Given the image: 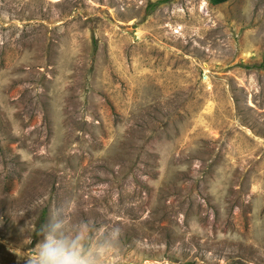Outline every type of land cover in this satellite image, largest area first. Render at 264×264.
Instances as JSON below:
<instances>
[{
	"label": "rangeland",
	"instance_id": "rangeland-1",
	"mask_svg": "<svg viewBox=\"0 0 264 264\" xmlns=\"http://www.w3.org/2000/svg\"><path fill=\"white\" fill-rule=\"evenodd\" d=\"M161 1L0 0V264L65 204L107 264H264V0Z\"/></svg>",
	"mask_w": 264,
	"mask_h": 264
},
{
	"label": "clouds",
	"instance_id": "clouds-1",
	"mask_svg": "<svg viewBox=\"0 0 264 264\" xmlns=\"http://www.w3.org/2000/svg\"><path fill=\"white\" fill-rule=\"evenodd\" d=\"M69 207L65 204L50 212L27 264H107L120 244V228L113 226L100 234L88 221H73Z\"/></svg>",
	"mask_w": 264,
	"mask_h": 264
},
{
	"label": "trees",
	"instance_id": "trees-1",
	"mask_svg": "<svg viewBox=\"0 0 264 264\" xmlns=\"http://www.w3.org/2000/svg\"><path fill=\"white\" fill-rule=\"evenodd\" d=\"M171 1H173V0H163V1L159 2V3H168V2H171ZM228 1H229V0H210V2H211L213 5H220V4L226 3V2H228ZM159 3L154 4V5L152 4V5H151V9L154 10V8H156V7L158 6ZM45 215H46V213L43 214V217H45ZM43 220H44V218H43Z\"/></svg>",
	"mask_w": 264,
	"mask_h": 264
}]
</instances>
